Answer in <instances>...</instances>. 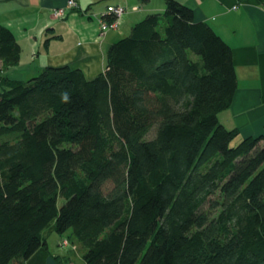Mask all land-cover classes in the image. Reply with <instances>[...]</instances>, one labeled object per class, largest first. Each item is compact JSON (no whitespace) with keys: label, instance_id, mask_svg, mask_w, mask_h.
<instances>
[{"label":"trees","instance_id":"obj_1","mask_svg":"<svg viewBox=\"0 0 264 264\" xmlns=\"http://www.w3.org/2000/svg\"><path fill=\"white\" fill-rule=\"evenodd\" d=\"M20 51L0 22L4 69ZM235 88L230 46L177 0L91 79L0 74V264L46 248L45 230H71L86 264H264V138L233 145L218 118Z\"/></svg>","mask_w":264,"mask_h":264},{"label":"crops","instance_id":"obj_2","mask_svg":"<svg viewBox=\"0 0 264 264\" xmlns=\"http://www.w3.org/2000/svg\"><path fill=\"white\" fill-rule=\"evenodd\" d=\"M177 1L191 8L194 20L207 22L231 48L236 88L229 107L219 113L220 122L236 127L240 139L264 138V5L260 0ZM66 2L0 0V22L12 30L21 47L19 62L5 68L3 75L26 80L45 66L68 65L91 79L104 70L109 46L147 14L163 12L166 0H76L64 16H55L54 9ZM112 4L123 5L126 11L117 29L100 34L95 17ZM43 235L46 248L6 264H86L82 244L61 247L65 234L45 230Z\"/></svg>","mask_w":264,"mask_h":264},{"label":"built area","instance_id":"obj_3","mask_svg":"<svg viewBox=\"0 0 264 264\" xmlns=\"http://www.w3.org/2000/svg\"><path fill=\"white\" fill-rule=\"evenodd\" d=\"M76 5V0H67L64 6L55 8L53 13L57 17H62L64 16L67 7H72ZM125 11L126 8L123 5H108L103 13L95 17V20L99 27V33L103 34L109 29H117L120 25L121 17L125 13Z\"/></svg>","mask_w":264,"mask_h":264},{"label":"rangeland","instance_id":"obj_4","mask_svg":"<svg viewBox=\"0 0 264 264\" xmlns=\"http://www.w3.org/2000/svg\"><path fill=\"white\" fill-rule=\"evenodd\" d=\"M4 65L0 62V74H3V70H4ZM9 67V66H8ZM220 115H218V118H219ZM219 121H221L219 119ZM240 137L239 138H235L234 141H232V144L234 145V143H236L237 141H239ZM70 231L71 230H68L66 233H65V237H63L61 239V242L59 244V246L61 247H69V248H74L76 246L77 243H79L77 240L73 239L71 236H69L70 234ZM55 235H57V233L54 232ZM59 235V234H58ZM81 245V244H80ZM80 260V259H79ZM81 261V260H80Z\"/></svg>","mask_w":264,"mask_h":264}]
</instances>
